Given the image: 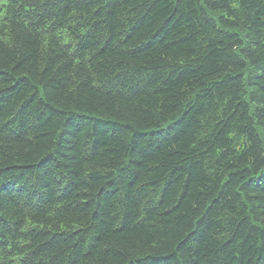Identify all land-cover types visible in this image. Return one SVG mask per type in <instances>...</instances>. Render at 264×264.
Here are the masks:
<instances>
[{"label": "trees", "instance_id": "16d2710c", "mask_svg": "<svg viewBox=\"0 0 264 264\" xmlns=\"http://www.w3.org/2000/svg\"><path fill=\"white\" fill-rule=\"evenodd\" d=\"M0 264H264V0H0Z\"/></svg>", "mask_w": 264, "mask_h": 264}, {"label": "bare ground", "instance_id": "6f19581e", "mask_svg": "<svg viewBox=\"0 0 264 264\" xmlns=\"http://www.w3.org/2000/svg\"><path fill=\"white\" fill-rule=\"evenodd\" d=\"M66 185V184H65Z\"/></svg>", "mask_w": 264, "mask_h": 264}]
</instances>
